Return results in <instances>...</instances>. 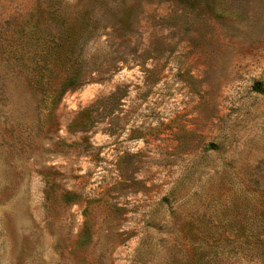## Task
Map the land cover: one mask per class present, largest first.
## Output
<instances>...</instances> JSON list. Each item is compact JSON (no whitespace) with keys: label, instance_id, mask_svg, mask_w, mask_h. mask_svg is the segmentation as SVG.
I'll list each match as a JSON object with an SVG mask.
<instances>
[{"label":"rangeland","instance_id":"374dc122","mask_svg":"<svg viewBox=\"0 0 264 264\" xmlns=\"http://www.w3.org/2000/svg\"><path fill=\"white\" fill-rule=\"evenodd\" d=\"M255 86L264 0H0V264H264Z\"/></svg>","mask_w":264,"mask_h":264},{"label":"trees","instance_id":"16d2710c","mask_svg":"<svg viewBox=\"0 0 264 264\" xmlns=\"http://www.w3.org/2000/svg\"><path fill=\"white\" fill-rule=\"evenodd\" d=\"M70 85H73L72 83H70L69 81L68 82H65L64 84H62L61 86V89H60V92L57 94V99L60 97V95L65 91V89H67ZM254 91L259 93V94H262L264 95V90L261 89L260 87L258 86H255L254 87Z\"/></svg>","mask_w":264,"mask_h":264}]
</instances>
